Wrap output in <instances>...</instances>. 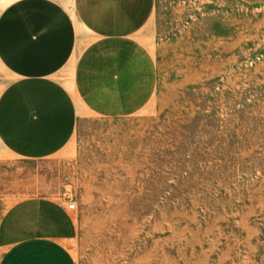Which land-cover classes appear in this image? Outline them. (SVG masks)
<instances>
[{
  "label": "rangeland",
  "instance_id": "374dc122",
  "mask_svg": "<svg viewBox=\"0 0 264 264\" xmlns=\"http://www.w3.org/2000/svg\"><path fill=\"white\" fill-rule=\"evenodd\" d=\"M137 37L151 99L46 160L0 145V198L74 202L76 264H264V0H156Z\"/></svg>",
  "mask_w": 264,
  "mask_h": 264
},
{
  "label": "crops",
  "instance_id": "0c3cea01",
  "mask_svg": "<svg viewBox=\"0 0 264 264\" xmlns=\"http://www.w3.org/2000/svg\"><path fill=\"white\" fill-rule=\"evenodd\" d=\"M4 0L0 9V145L46 160L79 116L124 118L153 96L157 66L137 37L156 0ZM44 188L0 198V264H76L73 211Z\"/></svg>",
  "mask_w": 264,
  "mask_h": 264
},
{
  "label": "built area",
  "instance_id": "2783aa9c",
  "mask_svg": "<svg viewBox=\"0 0 264 264\" xmlns=\"http://www.w3.org/2000/svg\"><path fill=\"white\" fill-rule=\"evenodd\" d=\"M67 207L70 210H74L76 206H75V203L74 202L70 201V203H68Z\"/></svg>",
  "mask_w": 264,
  "mask_h": 264
}]
</instances>
